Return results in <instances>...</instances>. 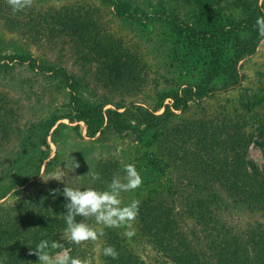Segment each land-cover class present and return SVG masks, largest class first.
<instances>
[{
    "label": "rangeland",
    "instance_id": "obj_1",
    "mask_svg": "<svg viewBox=\"0 0 264 264\" xmlns=\"http://www.w3.org/2000/svg\"><path fill=\"white\" fill-rule=\"evenodd\" d=\"M127 1L135 18L115 16L112 6L100 0H33L32 7L25 10L39 25L32 28L37 21L27 23L29 29L25 30L29 32L16 31L0 19V171L16 160L19 136H30L32 124L68 107L67 88L58 81L61 77L51 76V70L40 73L28 60L34 65L44 62L62 67L67 74L81 76L100 96L107 94L110 100L132 101L150 110L162 93L178 91L187 83L202 82L212 90L190 100L184 110L172 109L174 115L156 135L145 131L139 140L130 134L107 132L87 137L82 121L59 118L50 130L56 123L66 127L61 128L56 144L48 134V147L39 145L48 156L38 176L0 199L1 219L22 214L24 202H29L27 196L42 189L57 192L66 213V183L106 188L113 176L124 175L125 164L134 163L143 184L122 193V198L125 203L132 199L141 202L132 226L135 234L129 238L125 228H104L105 234L98 241L75 245L63 239L65 223L57 235L52 231L48 236L49 241L63 244L55 251H72L71 255L90 258L93 264H152L158 260L169 264L177 255L194 264L196 255L199 264H264V219L258 208L250 206L246 175H220L214 168L220 166L215 163L218 150L234 145L240 151L238 157L244 151L246 171L249 167L264 170V147L254 142L264 136V39L260 38L250 55L235 62L236 83L228 85L220 67L229 60V49L219 51L220 46H209L187 33L184 37L179 30V24L185 22V26L205 32L206 37V31L238 21L240 3L255 0ZM261 1L256 0L258 6ZM160 9L168 11L170 23L161 19ZM57 12L59 18L54 15ZM50 21L65 22L72 31L66 27L61 30V39L54 38ZM37 28L41 32L38 39ZM72 33L75 43L84 45L75 48L67 41L60 42L69 40ZM19 51L25 53L27 61L8 58ZM170 103L169 97L159 102ZM162 110L163 106L151 112ZM213 139L215 144L210 143ZM26 146L34 148V140ZM76 162L78 168L74 167ZM58 171L65 174L62 180L48 179ZM90 171L100 173V179L92 182ZM8 175L0 177V182L18 180ZM173 189L179 191L174 196ZM158 193L165 197L159 195L158 199ZM184 197L189 199L185 207L180 203ZM48 207L52 213L58 210V206ZM178 207L185 213L171 219ZM192 207L199 210L201 219L194 211L187 213ZM146 218L149 224L153 222V230L146 224L140 231ZM52 225L56 223L52 221ZM108 245L118 251L117 259L103 255ZM18 261L37 264L38 257L31 252Z\"/></svg>",
    "mask_w": 264,
    "mask_h": 264
},
{
    "label": "trees",
    "instance_id": "obj_2",
    "mask_svg": "<svg viewBox=\"0 0 264 264\" xmlns=\"http://www.w3.org/2000/svg\"><path fill=\"white\" fill-rule=\"evenodd\" d=\"M100 1L112 6L113 14L117 17L128 19L135 18L130 9V3L127 0ZM239 12L241 15L238 21L232 23L230 27H227V25H219L214 30H208L206 32L209 33V35L206 37L205 32L195 27L185 26V22H179V30L184 33V37L185 33H187L190 36H195L199 41L207 42L209 46H220L218 48L219 51L225 47L229 49V60L224 63L225 65L220 67V71L224 74L228 85H234L236 83V71L234 70L235 62L250 55L254 51L257 42L260 40L255 23L257 17L264 15V0L261 1L260 6L257 5L256 0L253 3L242 2L239 4ZM159 14L161 15L162 20L170 23L168 21V17L170 16L168 11L160 9ZM54 15L56 18L61 16L58 12ZM0 19L19 32H22L20 29H23L26 32L27 30L25 29H29V26L26 27L27 23L37 21V19L31 17V14L27 10L13 13L7 0H0ZM50 23L53 37L61 39V30L66 29V23L64 22L61 24L54 21H50ZM38 25L39 22L37 21L32 28L37 27ZM67 30L72 31L69 27H67ZM38 31L39 28H37L36 31L37 39L41 37V32L38 33ZM71 35L72 37H68L69 40H60V42L67 41L69 47L71 45L75 48H78L79 45H84L81 43L76 44L73 39L74 33ZM217 47H214V49ZM8 58L18 59L20 62L28 60V57H25V53L20 51L13 55H9ZM28 63H31L29 65L31 68H38V71L42 74L51 70V76L56 79L59 76L61 77L58 81L67 88L68 107L60 114L52 113L45 119L32 124L30 126V133L31 135H34L33 139L31 135L27 136L26 133L18 137V149L15 151L14 158L16 160L10 161V163L3 166L5 169L0 171V177L6 176L9 173V178L14 176L18 177V180L12 184H10V182L7 183L6 180V184L0 182V199L4 198L14 187L24 185L28 180L38 176L41 163L48 156L47 151L40 149L39 145H44L45 148L48 147L45 140L48 134L50 141L53 142V144H56L61 134V128L64 126L66 127L63 123H56L50 130L51 126L54 125L59 118H66L69 122L82 121L85 124V135L87 137H93L96 133L102 135L107 132L123 135L130 134L133 135L135 139L139 140L142 133L145 131H151L152 134L156 135L158 130H160L174 115L172 109L184 110L187 108L190 100L199 99L212 90V87L208 84L195 82L193 84H185V86L178 91L162 93L157 100L158 102L152 106V109L154 110L163 106V110L159 114H154L151 112L152 109L150 110L139 104H134L132 101L128 103H125L124 101H113L108 98L107 94H102L101 96L96 94L89 86H87L86 82L82 81L83 78L81 76L67 74L62 67L47 66L44 62L34 65L31 60H28ZM3 66H5V64ZM4 69L8 70L9 68L4 67ZM165 97H169L171 103L169 105L159 104V102L161 103ZM106 104H109V106L104 107ZM119 108H121V110H119ZM73 127L76 128L75 125ZM33 140L35 146L30 149L26 145L33 142ZM215 140L216 139H213L212 142H209L215 144ZM254 142L259 147H264V136L262 140H255ZM25 147L29 148L27 152ZM239 152L238 147H235L234 145L219 149L218 154H220V156H218L215 163L220 164V166L217 165L214 166V168H216L217 172H220V175H228L231 173H241L246 175L245 185H247V198L251 200V202H249L251 204L250 206L258 208L264 219V185H262L264 182V170L260 171L255 167H249L248 171H246L244 165L247 163V160H245V154H243L244 151L238 157ZM238 158H241V160L237 161ZM49 161L50 159L46 160L45 168H47ZM238 166L239 169L237 171ZM211 170H213V167ZM176 192L179 191L177 189L172 190L173 196ZM56 193L57 192L55 191L54 193H49L48 190L43 189L32 193L27 196L29 197V202H24L26 207L23 209L24 212H21L22 214L17 215L16 217L9 215L3 220L0 217V230L2 231V234L0 235V239H2L0 240V246H3L0 253V264H18V259L22 257L24 258V255L33 252V249L41 239H49L52 231L55 234L61 231L63 225H65L63 219L64 212L62 209L64 205L58 200ZM58 195L60 194L58 193ZM159 195L162 196L163 194L158 193V199H160ZM170 195L171 193L167 196ZM164 197L165 196H162V199ZM186 200L189 201V199L184 197L180 203L184 205ZM50 205H52V207L58 206V210H55L52 213L50 207H48ZM59 208H61V210H59ZM181 210L182 208L178 207L175 210L174 215L171 214V219L185 213ZM193 211L195 217L201 219L199 210H196L193 207L188 210L187 213ZM51 215H53L52 219L56 221L50 219ZM188 215L192 216L191 214ZM143 220L140 231L143 230V228H147V225L149 229L153 230V222L149 224L150 222L147 218ZM52 221L56 223L55 226L52 225ZM195 239L197 240L198 238L196 237ZM70 253H72V251H70ZM189 255L190 257L192 256V254ZM196 256L193 257L195 258V264H199V260L196 261ZM171 260L170 263L172 264H194L189 261V258H179L178 255L176 257L173 256ZM138 262L140 264L142 263L141 261ZM152 264L167 263L158 260Z\"/></svg>",
    "mask_w": 264,
    "mask_h": 264
},
{
    "label": "clouds",
    "instance_id": "obj_3",
    "mask_svg": "<svg viewBox=\"0 0 264 264\" xmlns=\"http://www.w3.org/2000/svg\"><path fill=\"white\" fill-rule=\"evenodd\" d=\"M7 3L16 13L31 8L33 0H7ZM255 27L258 36L264 39V15L257 17ZM74 167L78 168L79 164L76 162ZM123 171L124 175L113 176L106 188L91 185L80 188L65 184L63 196L68 202L65 204L66 213L63 214L66 227L62 236L67 243L81 245L88 241L96 242L105 234L104 228H125L124 234L129 238L135 234L132 226L139 214L141 202L132 199L125 203L122 193L140 188L143 177L134 163L125 164ZM64 175V172L58 171L48 179L59 181ZM89 176L92 182L100 179V173L95 171H90ZM77 217L82 219L77 221ZM60 248H63V244L56 240L41 239L33 249V254L38 257L37 264H93L90 258L73 256L68 251H55ZM103 255L117 259L119 253L114 246L108 245L103 248Z\"/></svg>",
    "mask_w": 264,
    "mask_h": 264
}]
</instances>
